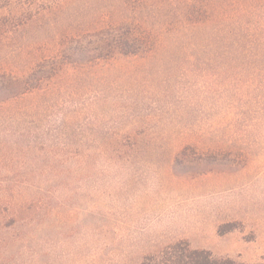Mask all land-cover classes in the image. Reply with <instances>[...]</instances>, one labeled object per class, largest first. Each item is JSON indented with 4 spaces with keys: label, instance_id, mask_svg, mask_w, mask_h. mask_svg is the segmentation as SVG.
Listing matches in <instances>:
<instances>
[{
    "label": "rangeland",
    "instance_id": "obj_1",
    "mask_svg": "<svg viewBox=\"0 0 264 264\" xmlns=\"http://www.w3.org/2000/svg\"><path fill=\"white\" fill-rule=\"evenodd\" d=\"M123 1L0 0V72L24 69L35 48L51 49L63 36L83 46L71 59L84 64L99 33H114L132 14L145 26L162 25L161 12L129 13ZM164 41L153 57H112L55 78L51 93L31 100L47 108L35 124L40 136L79 141L141 131L142 148L123 161L81 164L71 181L42 175L44 192L59 200H0L25 206L17 217L0 213V264H139L180 240L264 264V123L255 107L245 116L240 108L226 113L231 86L220 58ZM6 135L15 140L16 131L0 120V140ZM184 144L198 148L179 154ZM33 164L20 156L8 170ZM19 178L33 196L39 179L28 171ZM227 224L235 230L221 236Z\"/></svg>",
    "mask_w": 264,
    "mask_h": 264
},
{
    "label": "trees",
    "instance_id": "obj_2",
    "mask_svg": "<svg viewBox=\"0 0 264 264\" xmlns=\"http://www.w3.org/2000/svg\"><path fill=\"white\" fill-rule=\"evenodd\" d=\"M129 13L150 9L161 12V26H145L132 14L128 20L119 22L115 32L103 29L91 59H71L83 46L73 44V36H63L54 42L51 49L40 46L31 52L25 68L1 70L0 72V120L16 131L15 140L8 135L0 140V200H59L61 194L44 192L41 183L46 175L54 179L74 180L81 164H90L99 159L123 161L131 152L142 148L141 135L130 132L116 133L99 139H53L50 135L40 136L35 126L38 118L47 113L39 101L41 96L51 93L48 84L55 78L62 80L94 66L97 62L107 63L112 57L149 58L155 56L166 39L177 38L182 50L208 54L220 58L226 67L230 88L227 91L226 113L235 114L237 108L253 110L259 115L257 121L264 123V0H124ZM20 15V17H22ZM14 21L20 20L17 16ZM1 28V23H0ZM2 34H0L1 36ZM176 42V43H177ZM35 55L32 56L31 55ZM77 55V54H76ZM75 55V56H76ZM74 56V57H75ZM82 63V64H81ZM18 69V68H15ZM238 86V87H237ZM39 96V97H36ZM39 99V100H38ZM43 100V98H42ZM26 103L25 105H23ZM253 115V119L256 117ZM256 121V120H255ZM237 126L238 119L232 120ZM219 124L214 122V125ZM16 127V129H15ZM126 129V128H125ZM25 134L29 138L23 139ZM31 135V136H30ZM11 137V136H10ZM11 137V138H12ZM194 144H184L179 154L194 151ZM27 163L31 156L32 170L20 166L8 170L17 157ZM35 156V157H34ZM242 163V162H241ZM239 164V163H238ZM26 166V164H23ZM241 165V164H240ZM34 173L40 186H33V196L25 194L24 182L19 181ZM12 174V175H10ZM50 193V194H49ZM52 195V196H50ZM25 206L0 204V213L13 212L17 217ZM220 231L225 235L235 230L227 224ZM139 264H251L231 258L216 257L206 249L192 248L186 240L168 244L159 251L145 255Z\"/></svg>",
    "mask_w": 264,
    "mask_h": 264
}]
</instances>
